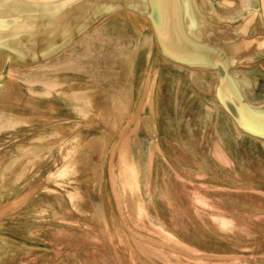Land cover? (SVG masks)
<instances>
[{
    "label": "water",
    "instance_id": "obj_1",
    "mask_svg": "<svg viewBox=\"0 0 264 264\" xmlns=\"http://www.w3.org/2000/svg\"><path fill=\"white\" fill-rule=\"evenodd\" d=\"M35 114L46 129L81 114L110 120L111 157L131 187L156 177L182 193L165 136L194 158L192 180L242 186L253 166L264 181V0H0V123L31 115L32 127ZM41 187L1 197L0 210ZM253 190L232 201L264 205V183Z\"/></svg>",
    "mask_w": 264,
    "mask_h": 264
},
{
    "label": "rangeland",
    "instance_id": "obj_2",
    "mask_svg": "<svg viewBox=\"0 0 264 264\" xmlns=\"http://www.w3.org/2000/svg\"><path fill=\"white\" fill-rule=\"evenodd\" d=\"M26 116L14 119L27 118L16 129L0 123V198L36 179L42 187L21 208L2 206L0 264H264L260 196L232 201L264 183L258 168L249 166L242 186L236 178L229 187L199 183L192 180L199 172L188 167L194 158L165 136L167 170L183 181L178 200L175 183L166 188L156 177L130 186L132 178L111 157L110 120L81 114L46 129L47 115H32V127ZM192 189L211 198L192 203ZM260 203L262 210L255 208Z\"/></svg>",
    "mask_w": 264,
    "mask_h": 264
}]
</instances>
